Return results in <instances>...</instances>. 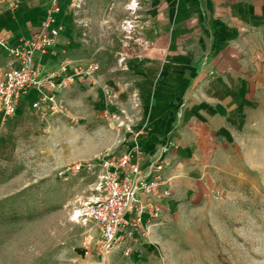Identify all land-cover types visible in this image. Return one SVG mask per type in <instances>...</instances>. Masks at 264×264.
<instances>
[{
  "label": "rangeland",
  "instance_id": "rangeland-1",
  "mask_svg": "<svg viewBox=\"0 0 264 264\" xmlns=\"http://www.w3.org/2000/svg\"><path fill=\"white\" fill-rule=\"evenodd\" d=\"M33 1L0 0V33L32 10ZM143 1L60 0L73 19L65 55L84 61L87 41L93 48L102 43L111 66L112 50L140 44V30L130 31L127 21L139 22L133 13ZM256 61L259 86L231 116L208 185L172 199L166 218L135 237L128 256L99 253L93 224L72 220L94 194L96 179L75 172V165L119 149L111 145L125 134L105 118L111 106L104 100L102 113L97 90L84 82L58 101L73 118L43 115L31 105L10 119L0 116V264H264V42Z\"/></svg>",
  "mask_w": 264,
  "mask_h": 264
},
{
  "label": "crops",
  "instance_id": "crops-1",
  "mask_svg": "<svg viewBox=\"0 0 264 264\" xmlns=\"http://www.w3.org/2000/svg\"><path fill=\"white\" fill-rule=\"evenodd\" d=\"M36 1L32 10L24 11L21 23L5 29L0 38L17 45L40 29L52 0ZM133 14L139 17L140 37L148 44L132 45L129 41L119 54L112 50V65L106 67L102 43L93 48L87 41L84 61L65 55L73 19L61 5L56 19L64 29L47 54L36 55L35 64L47 75L64 61H70L71 67L96 61L99 84L76 79L56 101H67L64 96L85 82L99 93L104 114L103 88L111 89L119 106L136 120L132 131L123 130L120 145L112 144V148L127 151L138 143L149 161L163 147L171 146L164 154L168 166L163 172L172 179L171 196L157 198L160 217L148 231H137L135 238L161 224L172 199L199 194L208 185L216 158L223 152L222 137L231 116L242 101L248 100L250 90L259 86L254 83L262 73L256 56L258 44L264 42V0H144ZM116 54L124 59L120 61L119 56L116 62ZM11 61L0 45V75ZM123 61L124 69L120 67ZM134 91L139 93L137 109ZM37 97L34 90L24 95L18 111L22 105L32 106ZM61 105L63 114L73 118L66 105Z\"/></svg>",
  "mask_w": 264,
  "mask_h": 264
},
{
  "label": "built area",
  "instance_id": "built-area-1",
  "mask_svg": "<svg viewBox=\"0 0 264 264\" xmlns=\"http://www.w3.org/2000/svg\"><path fill=\"white\" fill-rule=\"evenodd\" d=\"M136 7L133 4L132 10L135 11ZM60 10V0H52L40 29L17 45L0 38V45L12 57L0 75V116L3 120L14 117L22 97L33 90L37 91L38 97L32 107L45 115L48 111L63 113L62 105L56 101L57 95L69 89L76 79L92 85L99 84L100 66L96 61L74 67H71L70 61H64L59 69L47 75L35 64L36 55L47 54L64 29V25L58 24L56 19ZM127 26L130 31L139 28L134 19L128 20ZM135 41L148 44L141 37ZM103 93L106 104L117 107L114 111L108 109L105 118L118 133L123 130L131 132L135 119L119 106L114 91L103 88ZM132 98L134 106L139 107L137 91L132 92ZM170 149L171 146L167 145L154 158L146 161L136 143L127 151L107 150L94 159L75 165V172L83 169L96 176L92 189L94 194L73 210L72 220L84 225L93 224L98 229L99 253L130 255L134 234L148 230L160 217L157 198L171 196L172 179L163 174L168 166L164 154Z\"/></svg>",
  "mask_w": 264,
  "mask_h": 264
}]
</instances>
